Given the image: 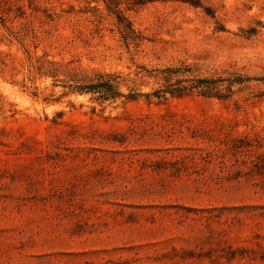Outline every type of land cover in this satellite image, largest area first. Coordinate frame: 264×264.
Returning a JSON list of instances; mask_svg holds the SVG:
<instances>
[{
    "label": "rangeland",
    "instance_id": "rangeland-1",
    "mask_svg": "<svg viewBox=\"0 0 264 264\" xmlns=\"http://www.w3.org/2000/svg\"><path fill=\"white\" fill-rule=\"evenodd\" d=\"M0 264H264V0H0Z\"/></svg>",
    "mask_w": 264,
    "mask_h": 264
},
{
    "label": "trees",
    "instance_id": "trees-1",
    "mask_svg": "<svg viewBox=\"0 0 264 264\" xmlns=\"http://www.w3.org/2000/svg\"><path fill=\"white\" fill-rule=\"evenodd\" d=\"M108 9L113 6L117 8V5L121 0H103ZM135 5H142L144 3L154 1H169V0H124ZM187 2L193 6H200V0H180ZM116 11V10H115ZM119 20L123 16L117 14ZM122 21V20H121ZM133 32V29L125 24L122 26V34L124 37ZM150 76L156 80L163 81V84L155 88L151 93L146 95H152L157 99L166 98L167 94L171 96H185L197 92L204 96H216L218 98H227L234 83H239L241 78H214L205 76H191V68L189 65L184 64L181 66L168 65L163 68H155L150 71ZM182 75V76H181ZM184 75V76H183ZM118 73H98L95 80H92L84 85L78 86L80 93H92L96 99L107 100L113 99L123 95L118 90ZM174 79V81H172ZM222 81H226V85L222 84ZM131 97L132 94H129Z\"/></svg>",
    "mask_w": 264,
    "mask_h": 264
}]
</instances>
